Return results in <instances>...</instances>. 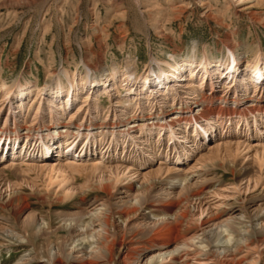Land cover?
<instances>
[{"label":"rangeland","instance_id":"rangeland-1","mask_svg":"<svg viewBox=\"0 0 264 264\" xmlns=\"http://www.w3.org/2000/svg\"><path fill=\"white\" fill-rule=\"evenodd\" d=\"M158 1L161 6L154 2L150 5L147 0H0V80L11 84L21 79L24 84L42 85L51 83L63 69L84 73L85 64L94 73H100L105 67L123 69L128 65L136 74L124 88L113 87L111 82L106 86L99 84L90 104H85L71 123L70 114L75 113L87 97V90L80 89L73 98V105L59 121L72 137L66 141L57 137L49 156L40 154L44 148L41 144L32 153L28 151L25 156L7 157L0 162V169H4L0 177V201L20 189L30 204L27 211L16 216L0 206V264H24L34 255V247L43 255L49 254L51 249L55 255L60 252L63 259L68 260L75 253L72 247L78 233L63 227L65 219L80 217L82 206L90 207L96 200L108 199L114 208L115 202L124 196L120 192L126 185L132 183L138 188L154 179L157 183L151 192L152 200L159 198L160 193L172 185H175V191L186 184L202 190L200 199L190 205L195 212L193 224L218 213L228 218L231 215L239 217L245 212L242 219L253 233L248 232L246 236L256 241L248 247L242 246L241 257L248 259L250 264L251 259L264 261V241L258 243L264 235V218H259L264 214V165L258 173L257 167L256 172L245 176L227 168L235 158L239 169L250 170L256 165L257 154L264 151V81L257 88L250 82L240 84L249 69L247 62L259 53L264 55V0ZM194 45L198 47V58L206 54L221 59L229 47L246 61L236 75L223 69L222 74L218 71L217 74L209 73L203 87L199 68L192 77L187 73L178 74L164 85H141L139 77L150 69H157L158 62L166 67L164 64L171 55L186 57ZM48 93L39 97L27 96L22 100L24 109L18 107L19 100L12 102L14 112L20 116V122L15 126L21 133L26 132L28 125L33 126L29 134L32 141H36L37 125L34 127L31 119L42 98L43 106H47V99L51 96ZM202 93L213 94L217 100L203 102ZM64 99V95L55 99L54 110H63L60 105ZM235 99L238 101L234 102ZM1 100L0 95V110L4 106ZM196 102L201 105L197 106ZM180 106L188 110L180 114V117L186 116L181 118L182 121L173 114V111L180 110ZM187 106H192V110ZM254 106H261V109L252 112L250 109ZM7 107L1 111L0 127H3ZM214 107L226 112L232 109V112L222 117L205 118V108ZM85 109L90 114H86ZM83 120V132L90 126L95 132L94 137L84 151H81V139L69 150L70 145L65 146V143L74 139L75 126ZM127 121L138 125L129 130ZM168 121L171 123L167 126ZM13 123L12 116V125L9 123V126L14 127ZM196 126L200 132L195 130ZM161 128L162 134L159 135ZM97 130L101 132L98 134ZM171 131L174 133L172 139ZM113 132L116 134L114 142L111 139ZM24 142L23 139L22 144ZM72 162L78 166V170L70 171L69 187L75 188L74 196L57 205L42 202L37 193L46 187L43 186L44 175L36 166ZM221 162L226 167H220ZM95 164L101 168L93 178L91 170ZM117 168L127 173L119 180L115 196L110 198L103 190L92 191L83 205L78 195L89 192L100 175L104 174L106 178L117 176ZM55 189H59V194L65 191L59 186L53 187ZM29 212L36 215L39 224L46 226L31 243L24 238L23 232V220ZM147 212L144 210L139 216H147ZM132 220V228L139 229L137 236L140 239L147 237L148 231L153 229L151 221L136 217ZM47 221L50 228H47ZM237 221L231 223L235 231L239 230ZM96 230V237H101L99 227ZM131 234L133 230L128 236ZM189 253L187 261L190 264H221L225 260L207 256L205 252L200 254L196 247H192ZM145 260L146 257H142L135 264H143ZM164 262L170 263L171 260L168 258Z\"/></svg>","mask_w":264,"mask_h":264},{"label":"bare ground","instance_id":"bare-ground-1","mask_svg":"<svg viewBox=\"0 0 264 264\" xmlns=\"http://www.w3.org/2000/svg\"><path fill=\"white\" fill-rule=\"evenodd\" d=\"M147 1L149 4L153 2L155 4H158L159 6H161L162 4L159 3L158 0H154L152 2H150L151 0ZM116 3L115 5H117ZM197 48L198 47L194 45L191 48L192 52L189 53L186 57H180L179 55H171L169 61L164 64V66L166 67H163V64L158 62L156 64L157 69H150L148 73L139 77L141 85L143 87L164 85L168 82V80H170L174 76H177L178 74L183 75L187 73L189 76L192 77L195 71H197V69L199 68L202 73V75L200 76V84L202 85L201 87H203L209 73L211 74L212 72L215 73L217 71L221 73V70L223 69L226 71V73L229 72V74L233 73L234 75H236V73L240 71L241 65L244 64L246 61L243 57L236 56V53L229 47L226 56L221 59L211 58L206 54L203 55L201 58H198ZM247 66L249 69L247 68L248 70L245 71V76L240 80V84L247 85L250 82V84L256 85L255 88H257L258 85H260L264 81V55H262V53L257 54L252 61L247 62ZM212 67L214 68L213 70ZM135 77L136 74L133 72V68L128 65L126 68L123 69L119 67H113L109 70L105 67L100 73H94L92 68L88 64H85L84 73H79V71L77 72V70L70 71L68 69H63L53 79L51 83H46L42 85H32L30 83L24 84L21 79H17L11 84L0 80V95L1 99L3 100V107L5 108V106H8L7 114L3 121V127H0V162L6 159L7 153H9L10 159H14L16 158V155L21 157L25 156L28 151L29 153H32L35 147H40L41 144L44 148H42L40 154L42 156H49L53 152L52 144L57 137H63V140L66 141L68 137L71 136V134H68V128H66L65 126L61 127L59 121L61 120V116L65 114V111H67V108L72 104L73 98L76 97L77 92L80 89L87 90V97L85 96L84 104H81V106L78 107L75 113L70 114V122L77 118L76 116L82 111V109L84 108L83 106L89 103L92 94L94 93L95 89L99 84H104L106 86L108 82H111V85L113 87L122 86L124 88V85H128L131 81H133ZM46 92H49L48 94L51 95L49 99H47V106H43L42 98L39 105H36L37 109L33 115V118L31 119L34 127L37 125V127H35L36 138H34L36 141H32L29 134L33 126L29 127L28 125V128H26V132L23 133L18 131V126H15L20 122V116L18 117V114L14 112V106L12 102L14 101V99L19 100L20 103L18 104V107L23 108L22 100L24 98L31 95H35V97L44 96ZM62 95L65 96V99L61 102L60 105L63 106V110L56 111L54 110L55 108H53V104L55 102V99L61 97ZM202 99L203 102L208 101L211 103L214 102L216 97H214L213 94L204 93ZM237 101V99L234 100V102ZM196 103L198 104L197 106L201 105L199 104V102ZM3 107L0 110V115L1 111L3 110ZM187 108L192 110V106H187ZM179 109L180 110L177 109L173 111V114L176 115L174 118L179 119L181 113L188 111H186V109L183 110V106H180ZM205 109L206 110L204 117L207 119L213 115H218L219 117H222L229 115L232 112V109L228 110L230 112H226L225 110H221L218 107ZM256 109L260 110L261 106H254L250 110L252 112H255ZM46 111L48 112V114L46 113ZM89 112L90 111L88 110L86 114H88ZM104 112L102 111V113ZM239 114L241 113L239 112ZM160 115H158L157 117H159ZM12 116L14 119V127L9 126V123H11L12 125ZM107 116H110V114ZM86 117L87 115L84 118ZM185 117H180L179 120L182 121L181 118ZM127 123V127L129 130L131 129V127H137L138 125L136 123H130L128 121ZM170 123L169 121L166 122L167 126ZM83 124L85 125L84 120L75 126L77 128V131L75 132L76 134H74V139L72 138L73 140H70L71 142L68 141L69 144H66L64 142L65 146L70 145L69 150L73 149L76 146L77 141L81 139V151H84L86 146L93 139L95 132L93 131V129L90 128V126L86 128V132H83ZM163 126L165 125H162V127ZM44 127L45 130L43 129ZM40 128L43 130H41ZM195 130L200 132L198 126L195 127ZM112 134H114V136H112L111 138L113 141L116 137V134L115 132H113ZM161 134L162 128L159 132V135ZM173 136L174 133L173 131H171L170 139H172ZM23 139L25 140L24 144H22ZM19 142L21 143L19 144ZM258 154L260 155V157ZM258 154V157L255 161L256 165H254L250 170L249 168L244 167V169H239L235 158L230 161L227 168L232 172L239 173V175L245 176L249 172H256V168L258 167V173L259 168L264 165V151ZM60 159L62 158L60 157ZM26 164L28 167V163ZM218 165L220 167L224 166L222 162ZM36 168H38L44 175L43 186L46 187V190L39 191L37 193L39 199H41L42 202L49 203L50 205H57L63 200L72 198L74 196L73 193L75 192V188L69 187V185H71L70 171L77 169L78 166L73 164V162L72 164L55 163L49 166L41 164L39 166H36ZM100 168L101 167L98 164L93 165L91 170V175H93V178L95 177L96 171L100 170ZM3 170L4 169H0V177ZM122 170L121 168H117L115 171L117 176L111 178H106L104 174L100 175L99 180H97V183L91 185V189L89 192H84L78 195V198L83 203V205H86V200L90 195V192L92 191L95 192L103 190L109 195L110 198L114 197V191L117 188L119 180L125 178L124 176L127 173L125 169V171ZM154 180L151 181V183L147 185H142L138 188H136L135 185L132 183L126 185L124 189L120 192L124 196L120 195V200L118 202H115L117 204L114 203L116 205L114 208H112L111 204H109L108 199H102L101 202H99V200H96L91 204L90 207L82 206L83 213L80 215V217H70L65 219L63 227L72 233H78L73 241L74 244L72 243V250H74L75 253L72 254V256L68 258V260L65 261L60 252H57L55 255L52 253L51 249L49 251V254L43 255L39 251L37 252L36 247H34V255L28 257L27 260H25L24 264H135L139 263L142 257H146V260L143 264H190L187 261V256L190 254L189 250L192 247H196L199 250L200 254H204L205 252V255L207 256H216L224 258L225 260H222L221 264H250L248 262V259L241 257L244 251L242 246L246 245V247H248L252 243H254V241H256L255 239L253 240V238L246 236V233L251 232L247 229V224L244 223L245 221H243L242 219L243 217H245V212H241V215L239 217H237V215H231L228 218H224V215L218 213L212 217L203 220L201 223L196 221V223L193 224L192 221L194 220L195 212L192 210V207L190 205L193 201H197L200 199L202 190L196 189L193 184L185 183L186 185H184L180 190L175 191L173 190L175 188V185H172L168 190L160 193L159 198L152 200L151 192L152 189L155 188V185L157 183ZM55 186L64 188L65 191L59 194V189L53 190V187ZM26 200L27 195L24 194L22 190H14L4 201H0V206L4 207L10 213L16 216V214L28 210L30 204ZM111 203L113 202L111 201ZM141 209L142 211H148L147 216L146 214L143 216H139L142 213ZM231 214H233V212ZM135 217L136 219L141 218L143 221H151L150 223L151 225H153V229L148 231V236L143 239H140L137 236V232L139 229L136 227L132 228V219H134ZM259 218L263 219L264 214H260ZM236 219H238V231H235L231 227L232 221L234 222V220L236 221ZM23 223V226L25 228L23 232L26 235H24V238L29 243L32 242L33 238H38L41 235L40 232L44 231L46 228L45 225L42 226V223L39 224L36 215L32 212L28 213V216L24 218ZM46 224L48 225L47 228H50L49 221H47ZM98 227L99 231L102 232L101 237H96V233L98 231L96 230V228ZM35 229L37 230V232H34ZM80 230L81 232H79ZM130 230H133V234L128 236ZM99 239H101V241ZM263 241L264 235L261 239H258V243H261ZM238 255L240 256L238 257ZM168 258H170L171 262L165 263L164 261ZM251 261L252 264H264V261H260L258 259H251Z\"/></svg>","mask_w":264,"mask_h":264}]
</instances>
